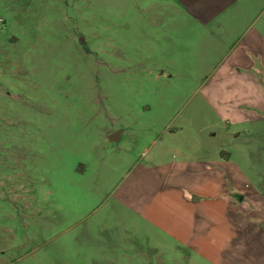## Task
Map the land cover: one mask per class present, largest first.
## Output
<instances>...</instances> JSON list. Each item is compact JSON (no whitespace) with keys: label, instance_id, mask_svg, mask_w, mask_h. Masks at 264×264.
<instances>
[{"label":"rangeland","instance_id":"rangeland-1","mask_svg":"<svg viewBox=\"0 0 264 264\" xmlns=\"http://www.w3.org/2000/svg\"><path fill=\"white\" fill-rule=\"evenodd\" d=\"M259 211L264 0H0V264H264Z\"/></svg>","mask_w":264,"mask_h":264},{"label":"crops","instance_id":"crops-1","mask_svg":"<svg viewBox=\"0 0 264 264\" xmlns=\"http://www.w3.org/2000/svg\"><path fill=\"white\" fill-rule=\"evenodd\" d=\"M248 54H250L251 56H252V64L254 63V62H258V69H260V68H262L261 66H260V61H261V57L259 56V55H257V54H255V53H253L252 52V49L249 47V46H247V49H245L244 50V53H243V55L244 56H246L247 57V55ZM245 60V59H244ZM257 69V70H258ZM256 77H260V75H256ZM260 82H261V77H260V80H259ZM114 133H116V137L118 138V134L120 133L119 131H117V132H114ZM245 133V132H244ZM111 134H113V133H111ZM110 134V135H111ZM232 134H229V136H231ZM235 136H237V135H235ZM240 137V136H239ZM109 140V139H108ZM218 157H219V159H223L224 161H227V159L229 158V154H227V153H225L222 149L221 150H219V152H218ZM200 166H202V168L201 169H199V171L198 172H205L206 170H207V166H209V165H206V163H204L203 165L202 164H200ZM179 167L181 168V170H178L179 169ZM178 170V171H176L177 172V175L178 176H185V177H189V176H187V173H189L190 171L188 170V169H184V167H183V169H182V165H180V164H177V163H174V164H171V166H170V168L168 169V171H169V173L168 174H166V172H165V170L163 169V172L164 173H161V172H158V175H160V176H162L163 178H160L161 180H160V184H162V187L161 188H163L164 186H165V184L169 181V178H172L173 177V173H174V170ZM192 172V171H191ZM162 179L164 180V181H162ZM203 180L206 182V180L208 181V178H203ZM164 182H166L165 184H164ZM204 182V183H205ZM190 188V190H191V192H190V194H192L193 195V193L194 192H198V194H195L194 196V201L192 202V204H194V206H196V205H200V206H206V205H208L209 203H211V202H209L208 200L210 199V198H212L211 197V195L209 194V191L213 188V187H210L209 188V186H207V187H201V189H199L198 187H195V188H193V187H189ZM193 190H195V191H193ZM159 191H160V188H159ZM162 192V191H161ZM232 194V193H231ZM222 195H223V193H222ZM229 196V195H228ZM239 197H241L240 198V200H238V198ZM243 197L244 196H240V193H237V192H234V194L232 195V196H229L228 198L227 197H224L225 199H223V198H219L220 199V203H221V206L219 205V206H216V207H210L209 209L211 210V209H213L212 210V213L214 214V213H217V214H219V216L221 217V218H224L223 220H225V221H228V220H232V222H234V221H238V223L240 222V221H242V227H240V228H242L243 229V233H244V227H243V225H244V223L246 224V229H250L249 228V226H251L250 224L252 223V222H254L256 225L257 224H260L259 223V215H258V212H246V211H244V210H240L239 208H238V205H239V203H240V201L242 202V200H243ZM213 198H215V197H213ZM212 198V199H213ZM216 200V199H215ZM186 201L188 202V200L186 199ZM190 203H191V201H189ZM212 204V203H211ZM195 208V207H194ZM260 212V211H259ZM210 213V212H209ZM261 214L260 215H262V214H264V213H262V212H260ZM230 217H232L231 219H230ZM239 217V218H238ZM245 219V220H244ZM244 222V223H243ZM252 226H253V224H252ZM254 227V226H253ZM262 230H264V229H262ZM257 231H259V228H258V230ZM261 232V231H260ZM255 234H253V240L254 241H257L258 239H259V236L257 235V236H255ZM205 243H206V241H205Z\"/></svg>","mask_w":264,"mask_h":264},{"label":"water","instance_id":"water-1","mask_svg":"<svg viewBox=\"0 0 264 264\" xmlns=\"http://www.w3.org/2000/svg\"><path fill=\"white\" fill-rule=\"evenodd\" d=\"M108 139L110 141H116L117 140L116 133H113V134L109 135Z\"/></svg>","mask_w":264,"mask_h":264}]
</instances>
